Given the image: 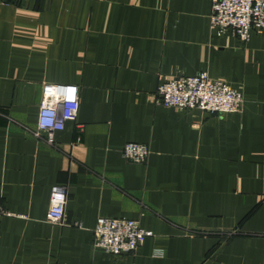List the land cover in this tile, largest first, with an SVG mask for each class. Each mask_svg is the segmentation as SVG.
Wrapping results in <instances>:
<instances>
[{"label":"crops","instance_id":"0c3cea01","mask_svg":"<svg viewBox=\"0 0 264 264\" xmlns=\"http://www.w3.org/2000/svg\"><path fill=\"white\" fill-rule=\"evenodd\" d=\"M211 0H0V264H264V30L209 23ZM206 72L240 112L155 103L158 84ZM43 83L79 108L34 135ZM149 148L145 163L121 154ZM66 186L62 223L46 221ZM98 217L153 235L131 253L93 246Z\"/></svg>","mask_w":264,"mask_h":264},{"label":"built area","instance_id":"2783aa9c","mask_svg":"<svg viewBox=\"0 0 264 264\" xmlns=\"http://www.w3.org/2000/svg\"><path fill=\"white\" fill-rule=\"evenodd\" d=\"M209 23L218 34L230 31L240 41H247L251 31L264 30V0H211ZM78 87L69 83H43L38 104L37 137L45 133V141L53 145V134L65 122L74 120L79 108ZM155 103L180 110L200 109L210 113L240 112L244 98L226 81L211 78L206 72L177 75L163 79L155 91ZM122 156L134 163H145L149 148L144 143L127 142ZM66 204V186L50 187V203L46 221L62 223ZM14 215L0 206V217ZM93 246L113 255L134 252L145 238L153 235L135 219L98 217L93 229Z\"/></svg>","mask_w":264,"mask_h":264}]
</instances>
